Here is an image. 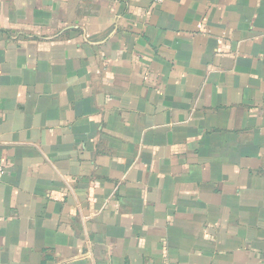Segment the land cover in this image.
Instances as JSON below:
<instances>
[{"label": "crops", "instance_id": "obj_1", "mask_svg": "<svg viewBox=\"0 0 264 264\" xmlns=\"http://www.w3.org/2000/svg\"><path fill=\"white\" fill-rule=\"evenodd\" d=\"M0 264H264V0H0Z\"/></svg>", "mask_w": 264, "mask_h": 264}, {"label": "built area", "instance_id": "obj_2", "mask_svg": "<svg viewBox=\"0 0 264 264\" xmlns=\"http://www.w3.org/2000/svg\"><path fill=\"white\" fill-rule=\"evenodd\" d=\"M164 1L165 0H154V2L157 4H161ZM4 176H5V168H4V165L0 163V182L3 180Z\"/></svg>", "mask_w": 264, "mask_h": 264}]
</instances>
